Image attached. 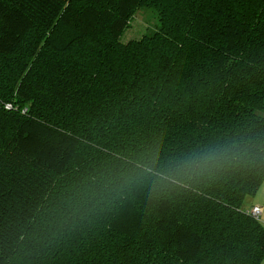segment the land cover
<instances>
[{
    "label": "trees",
    "instance_id": "obj_1",
    "mask_svg": "<svg viewBox=\"0 0 264 264\" xmlns=\"http://www.w3.org/2000/svg\"><path fill=\"white\" fill-rule=\"evenodd\" d=\"M242 136L264 144V0H0V264H262L264 166L119 191L130 160Z\"/></svg>",
    "mask_w": 264,
    "mask_h": 264
},
{
    "label": "clouds",
    "instance_id": "obj_2",
    "mask_svg": "<svg viewBox=\"0 0 264 264\" xmlns=\"http://www.w3.org/2000/svg\"><path fill=\"white\" fill-rule=\"evenodd\" d=\"M264 166V144L253 137L197 147L161 160L158 155L130 160L122 172L119 191L143 188L149 200L215 179L221 172Z\"/></svg>",
    "mask_w": 264,
    "mask_h": 264
},
{
    "label": "rangeland",
    "instance_id": "obj_3",
    "mask_svg": "<svg viewBox=\"0 0 264 264\" xmlns=\"http://www.w3.org/2000/svg\"><path fill=\"white\" fill-rule=\"evenodd\" d=\"M143 9H140L133 19L132 25L129 29L125 31V33L122 36V41L126 42L130 38L139 37L141 34H143L150 26V23L148 20L143 19ZM264 189H261L263 191ZM253 196H248L245 202V207L252 208L253 204Z\"/></svg>",
    "mask_w": 264,
    "mask_h": 264
},
{
    "label": "crops",
    "instance_id": "obj_4",
    "mask_svg": "<svg viewBox=\"0 0 264 264\" xmlns=\"http://www.w3.org/2000/svg\"><path fill=\"white\" fill-rule=\"evenodd\" d=\"M261 189H264V185ZM252 206H260L262 208V214L260 219L262 220V222H264V190L261 192L259 191L258 194L254 197ZM262 264H264V261Z\"/></svg>",
    "mask_w": 264,
    "mask_h": 264
},
{
    "label": "built area",
    "instance_id": "obj_5",
    "mask_svg": "<svg viewBox=\"0 0 264 264\" xmlns=\"http://www.w3.org/2000/svg\"><path fill=\"white\" fill-rule=\"evenodd\" d=\"M252 214L253 216H255L256 218H260L261 214H262V208L260 206H255L252 208Z\"/></svg>",
    "mask_w": 264,
    "mask_h": 264
}]
</instances>
